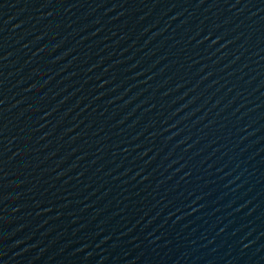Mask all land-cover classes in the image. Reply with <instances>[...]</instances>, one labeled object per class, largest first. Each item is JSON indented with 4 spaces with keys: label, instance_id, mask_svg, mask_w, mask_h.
Returning a JSON list of instances; mask_svg holds the SVG:
<instances>
[{
    "label": "water",
    "instance_id": "obj_1",
    "mask_svg": "<svg viewBox=\"0 0 264 264\" xmlns=\"http://www.w3.org/2000/svg\"><path fill=\"white\" fill-rule=\"evenodd\" d=\"M0 264H264V0H0Z\"/></svg>",
    "mask_w": 264,
    "mask_h": 264
}]
</instances>
